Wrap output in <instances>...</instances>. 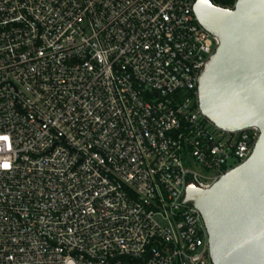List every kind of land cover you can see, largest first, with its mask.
I'll return each instance as SVG.
<instances>
[{
	"label": "built area",
	"instance_id": "2783aa9c",
	"mask_svg": "<svg viewBox=\"0 0 264 264\" xmlns=\"http://www.w3.org/2000/svg\"><path fill=\"white\" fill-rule=\"evenodd\" d=\"M195 2L0 0V264H213L186 190L261 131L201 111Z\"/></svg>",
	"mask_w": 264,
	"mask_h": 264
},
{
	"label": "water",
	"instance_id": "95a60500",
	"mask_svg": "<svg viewBox=\"0 0 264 264\" xmlns=\"http://www.w3.org/2000/svg\"><path fill=\"white\" fill-rule=\"evenodd\" d=\"M194 11L220 40L199 77L201 111L223 130L261 134L245 162L208 189L189 185L185 202L202 214L213 264H264V0H196Z\"/></svg>",
	"mask_w": 264,
	"mask_h": 264
},
{
	"label": "trees",
	"instance_id": "16d2710c",
	"mask_svg": "<svg viewBox=\"0 0 264 264\" xmlns=\"http://www.w3.org/2000/svg\"><path fill=\"white\" fill-rule=\"evenodd\" d=\"M215 4L220 5L222 7H231L236 0H212Z\"/></svg>",
	"mask_w": 264,
	"mask_h": 264
},
{
	"label": "snow or ice",
	"instance_id": "6c2138e0",
	"mask_svg": "<svg viewBox=\"0 0 264 264\" xmlns=\"http://www.w3.org/2000/svg\"><path fill=\"white\" fill-rule=\"evenodd\" d=\"M5 166H7V165H5Z\"/></svg>",
	"mask_w": 264,
	"mask_h": 264
}]
</instances>
